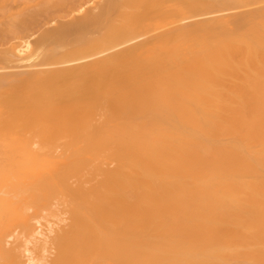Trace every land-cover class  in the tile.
Returning <instances> with one entry per match:
<instances>
[{
    "label": "bare ground",
    "instance_id": "obj_1",
    "mask_svg": "<svg viewBox=\"0 0 264 264\" xmlns=\"http://www.w3.org/2000/svg\"><path fill=\"white\" fill-rule=\"evenodd\" d=\"M99 1L0 0V264H264V0Z\"/></svg>",
    "mask_w": 264,
    "mask_h": 264
},
{
    "label": "rangeland",
    "instance_id": "obj_2",
    "mask_svg": "<svg viewBox=\"0 0 264 264\" xmlns=\"http://www.w3.org/2000/svg\"><path fill=\"white\" fill-rule=\"evenodd\" d=\"M98 1V2H97ZM84 2V1H83ZM85 2H87V3H84L85 4V6H83L84 8V10L82 11L81 10V12L82 13H84V12H87L88 10L90 11V10H94V11H96L97 9H96V7L98 8L99 7V9H98V11H99V13L101 12V8H100V6H101V1H99V0H88V1H86L85 0ZM89 3V4H88ZM88 4V5H87ZM100 4V5H99ZM89 7V8H88ZM93 8V9H92ZM98 11H96L95 13H97ZM81 12L79 13V15L81 14ZM98 14V13H97ZM52 25H49V26H52V27H54L55 26V23L53 22V23H51ZM90 29V28H89ZM39 32V33H38ZM76 33V32H75ZM41 34V32L40 31H36L35 32V34L30 38V40L32 41V40H34V41H36L37 40V38H38V36ZM34 41H32V42H34ZM19 42H23V40H20ZM34 46H35V48H37V46L38 45H35L34 44ZM27 56H29L30 58H29V60L27 61V64L28 63H31L32 62V60H33V62L36 60V58H35V56L36 55H31L30 53H27ZM26 63V62H25ZM0 165H1V163H0ZM3 166V165H2Z\"/></svg>",
    "mask_w": 264,
    "mask_h": 264
}]
</instances>
